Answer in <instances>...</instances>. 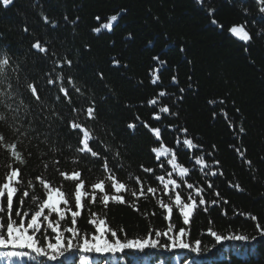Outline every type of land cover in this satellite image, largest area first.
Instances as JSON below:
<instances>
[{
	"label": "trees",
	"instance_id": "obj_1",
	"mask_svg": "<svg viewBox=\"0 0 264 264\" xmlns=\"http://www.w3.org/2000/svg\"><path fill=\"white\" fill-rule=\"evenodd\" d=\"M210 9H215L212 15ZM259 9L257 0H203L202 3L198 0H13L7 7L0 3V58L4 54L10 58L5 75L0 76V88L7 91V84L12 85L16 95L6 103L20 107L17 116L23 125L20 131L28 130L27 136L14 132L10 125L16 123L12 119L15 113L0 104V112L8 117L6 122H0V132L7 143L19 137L22 143L18 144V150L27 161L14 162L9 150L0 145V184L10 170L9 164L20 168L25 184L33 181L41 199L44 192L37 176L56 186L62 185L67 193L74 191L75 182L64 180L57 169L81 170L86 187L104 179L103 159L77 152L83 134L71 128V123L76 121L92 132L95 139L89 142L90 147L100 157H107L109 167L117 170L120 180L138 189V184L134 180L129 182L128 176H139L146 187L160 189L158 195L167 202L163 186L155 176L165 174L158 167L160 163L165 164L167 171H171V166L166 162L167 157L157 161L152 151L162 142L175 150L178 163L190 169L184 179L203 187L208 202L207 211L205 206L196 209L189 226L182 223L176 209L172 223L176 230L190 228L191 241L201 239L202 246L211 251L197 255L180 249H145L144 252L126 250L115 256L90 255L99 264L104 260L108 264H159L161 260L164 264H184L186 260L195 264H264V238L247 243L226 241L211 247L214 240L206 234L212 227L221 234L257 235L256 222L246 213L255 215L264 227V13ZM117 13L120 15L111 31H93ZM213 19L223 28L213 24ZM244 22L252 36L249 42L229 31L231 26ZM37 40L47 52L33 48ZM156 56L166 64H159L153 59ZM66 60L72 61L71 65ZM153 72L160 78L156 84L151 82ZM61 75L62 81L58 78ZM173 76L178 83H173ZM69 78L80 92L69 84ZM49 79L55 83L49 84ZM29 83L36 84L42 102L32 96L27 88ZM61 86L68 89L71 103L60 92ZM160 91L167 95L160 97L156 105H149L148 101ZM21 99L28 105L27 112L19 105ZM93 103L95 119L88 118L86 113ZM165 105L178 115L161 113L159 120L153 119V114ZM145 122L150 128L161 129V140L144 126ZM129 124H135V129L129 128ZM241 126L245 129L243 133L239 131ZM181 128H187V134ZM177 137L181 140L179 146L175 143ZM185 138H191L199 147L188 149L182 143ZM53 148L58 151H52ZM116 152L119 158L114 159ZM200 155L217 171L216 176L207 175L208 168L200 170V165L195 163V157ZM74 159L78 162L73 163ZM55 160L59 161L58 165L52 163ZM216 160L219 165L214 163ZM141 165L156 172L145 173ZM174 178L179 182L175 174ZM209 180L212 189L207 187ZM236 184L242 190H237ZM178 190L185 199L187 192L192 191ZM216 191L220 197L215 196ZM196 199L199 202V197ZM125 200V204L110 201L105 208L98 194L90 211L106 216L109 226L121 238L120 229L128 238H134L145 236L150 229L167 227L166 211L158 206L156 197L149 194L147 200L141 197L136 201L126 194ZM212 200L219 203L213 205ZM224 200L228 203H223ZM133 202L139 211L131 206ZM17 206L18 199L14 200V212ZM28 207H35L31 193L25 199V208ZM89 219V211L85 210L77 224L82 231L92 233L94 227L88 223ZM161 242H166V238H161ZM0 264L8 262L0 256ZM12 264L34 262L25 257L13 259Z\"/></svg>",
	"mask_w": 264,
	"mask_h": 264
},
{
	"label": "snow or ice",
	"instance_id": "obj_2",
	"mask_svg": "<svg viewBox=\"0 0 264 264\" xmlns=\"http://www.w3.org/2000/svg\"><path fill=\"white\" fill-rule=\"evenodd\" d=\"M202 3L203 0H198ZM0 3L4 7L13 4V0H0ZM260 5V12L264 13V0H257ZM215 9H210L209 14L212 15ZM245 12L247 10L245 9ZM112 15L108 18L107 23H102L100 27L94 28L95 33H100L101 29L112 30L113 22L118 20V16ZM67 19V17H65ZM77 19H79L77 17ZM99 21V17H96ZM45 22H48V17L44 16ZM213 24H217L218 27L223 28V25H219L218 22L213 19L211 21ZM73 24L76 21H72ZM247 22L233 25L230 27L229 31L244 42H249L252 40V36L249 31L246 30ZM53 26H55L53 22ZM27 31V29H25ZM33 48L38 49L41 53L47 52V48L43 47L39 40L33 44ZM154 60L158 61L159 64L164 65L166 61L159 59V56L153 57ZM68 65H71L72 61L66 60ZM116 63H119L116 61ZM10 64V58L4 54L0 58V76L5 75V69ZM15 71V69H14ZM153 79L152 83L156 84L159 81V76L155 72L152 73ZM61 81L63 76L58 77ZM173 83H178L175 76L172 77ZM49 84H54L55 81L52 79L48 80ZM69 84H73L71 78H69ZM73 87L76 92H80V88ZM27 88L31 92L32 96L37 102L41 101L40 93L37 90L35 83H29ZM181 92L184 89L180 90ZM60 92L63 93L65 99L68 103H71V97L67 88L61 86ZM16 95L12 91V85L7 84V91L0 88V104L4 105L9 110H12L15 115L12 119L15 124L10 125L14 132L20 133V136H27L28 130L21 132L23 125L17 119L20 112V107L17 106L13 108V104L6 103V100L12 99ZM167 93L160 91L157 96L148 101L149 105H156L160 97L166 96ZM59 100V96H57ZM215 103V101H211ZM224 103V101H220ZM19 105H22L24 111H28V105L24 104L23 99L19 101ZM75 112L76 109H73ZM239 109H237V112ZM87 117L95 119V105L88 107L86 109ZM165 113L172 116L178 115L175 112H171L167 105L159 108L158 112L153 114V119L159 120L161 118L160 114ZM227 118V113H223ZM215 115V114H214ZM8 117L4 112H0V122H6ZM139 120V117H137ZM145 127H149L147 123H144ZM129 128L135 129V124H129ZM169 128H174L173 125H168ZM72 129H79L82 132V139L80 144L82 145L77 149L78 153H88L92 157H99L103 159V169L106 172L104 179H98L95 183L86 187L85 180L82 178L81 170L74 169L71 172L60 171L59 175L63 177L64 180L75 182L74 191L67 193L62 190V185L56 186L51 183L48 179L43 176H37L36 180L42 187L44 192V198L41 199L35 192V185L32 180H28L27 183L22 180L20 175V168L13 167L9 164L7 167L10 169L5 176L4 182L0 184V249L4 251L0 252V256L6 259L8 264H12L13 259L19 258L23 259L27 257L34 264H48V262H57V264H99L98 261L90 254H99L101 256H106L107 254H112L115 256L117 253H125L126 250H134L138 252H144L145 249H158L164 251L173 250H187L188 252L200 255L204 252L211 251V248H206L202 246V240L196 239L194 242L190 239V228L180 227L176 230V226L172 223L173 211L176 209L177 214L181 216L182 223L185 226L190 225V218L194 215L197 208L201 206L204 207V211H207V201L204 199V188L195 186L192 183H188L185 177L189 176L190 169L178 163L176 152L173 148H169L161 142L160 147L153 148L152 151L155 153L156 160L159 161L161 157H167V164L171 166V171L165 169V164L160 163L159 168L165 170V174L155 176V179L163 186V194L167 196V202H165L162 196L158 193L160 189L145 186V183L141 180L139 176L133 177L131 174L128 176V181H135L138 184V189L130 187L128 183L120 180L116 171L109 167V162L107 157H100L97 151H94L90 147L89 142L94 140L95 137L92 132L84 127L81 123L73 121L71 123ZM149 130L155 135L157 140H161V129L160 128H150ZM180 131L187 134V128H181ZM239 131L243 133L245 129L241 126ZM22 141L17 138V140L7 143L6 138L2 132H0V145L9 150L10 155L14 162H19L20 164H25L27 161L23 156V153L18 150V144ZM176 145L181 144L179 137L176 139ZM182 143L188 149H196L199 146L193 142L191 138H185ZM71 147V146H69ZM215 147V146H213ZM52 151H58L53 148ZM237 152L243 156V153L237 149ZM31 153H29V156ZM43 155V153H41ZM211 156V153H209ZM115 158H119V152L115 153ZM77 160H73V163H77ZM54 165H58L59 161H52ZM195 163L200 165V170L203 172L204 168H208L209 172L207 175L216 176L217 171L212 170V165L205 162L204 156L200 155L195 157ZM216 165H219V161H214ZM251 165V161L247 162ZM45 169L48 164H44ZM142 171L145 173L156 172V169L151 167L140 166ZM179 177L180 180L174 178ZM220 175H223L222 170ZM107 182V183H106ZM229 186L232 184L229 182ZM207 187L209 189L213 188L211 180L207 182ZM237 190L240 189V185H235ZM186 188L192 191L187 192V198L185 199L181 195V191L178 189ZM31 193V203L35 207L25 208V199L29 198ZM19 194V196H18ZM100 197V203L106 208L109 202H116L120 204H125V195H129L138 201L141 197L147 200L148 195L151 194L153 197L157 198L158 206L166 211L164 219L168 222L167 227L164 230L150 229L149 232L143 237L128 238L127 233L123 229H120L121 235H118L116 229L109 226L107 217H101L98 213H93L90 211V206L97 202V197ZM216 197H220L219 191L215 192ZM196 197H199V202H197ZM18 199V206L15 208L14 212V200ZM85 200L88 204H85ZM219 203L218 200H212L211 204L215 205ZM223 203H228L224 200ZM135 210L139 211V208L135 202L131 205ZM85 210L89 211L90 219L88 223L94 227L92 233H87L82 231L78 227V218H81ZM227 215V212L223 213ZM155 215V212H152ZM248 216L252 221H255V229L257 235L249 236L247 234L229 232L227 234H221L209 227L206 230V234L213 238L214 244L211 247H216L217 245L223 244L226 241H241L250 242L258 238H264V227L258 221V218L251 214H244ZM55 217V218H54ZM70 218V222H69ZM210 223H212L210 221ZM111 237V238H109ZM161 238H166V242L162 243ZM177 260L180 258L177 257ZM103 264H108L107 260H104ZM159 264H164V261H159ZM184 264H195V261L186 260Z\"/></svg>",
	"mask_w": 264,
	"mask_h": 264
}]
</instances>
